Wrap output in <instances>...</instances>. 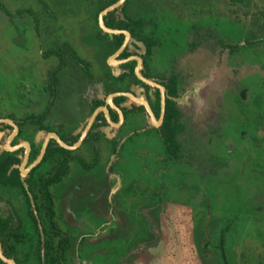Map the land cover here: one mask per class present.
I'll use <instances>...</instances> for the list:
<instances>
[{
  "label": "flooded vegetation",
  "instance_id": "obj_1",
  "mask_svg": "<svg viewBox=\"0 0 264 264\" xmlns=\"http://www.w3.org/2000/svg\"><path fill=\"white\" fill-rule=\"evenodd\" d=\"M25 1H0L11 40L0 62V264H169L172 245L181 262H235L237 247L245 259L264 223L252 208L264 196V89L248 78L230 90L223 71L205 131L199 92L217 62L206 42L227 60L249 56L264 45V9Z\"/></svg>",
  "mask_w": 264,
  "mask_h": 264
},
{
  "label": "rangeland",
  "instance_id": "obj_2",
  "mask_svg": "<svg viewBox=\"0 0 264 264\" xmlns=\"http://www.w3.org/2000/svg\"><path fill=\"white\" fill-rule=\"evenodd\" d=\"M3 5H10L12 6V9L15 10L19 3L21 4H27V1L25 0H0ZM71 1V0H70ZM256 2L254 4H257V9H264V0H255ZM72 4L75 6H80L82 4L81 0H72ZM255 12V10H253ZM243 15V11L240 13V16ZM75 16H79L78 14H75ZM75 17V18H76ZM243 19V17H242ZM15 21V20H14ZM219 23V22H218ZM217 23V24H218ZM220 28H224L223 25L218 24ZM218 26V27H219ZM9 28V26L6 24L5 17L3 13L0 12V62L3 60V54L4 52L8 53L9 48L11 46V40L10 35H6V32ZM227 29V28H226ZM86 35H84L85 38ZM89 39V38H88ZM205 49L210 51L212 53V57H215L217 59V62L214 63L212 66H210L208 72V76L205 77L202 80V85H204L200 92H199V130L205 131L208 127L212 126L215 123L216 117H218V106L222 105V98H220V93L217 96V90L216 86H214L219 79V76L223 73L225 75V79L229 81L230 90L236 89L240 85L239 83L242 82L245 79L253 78L255 85L260 86L262 89H264V45L259 46V49L256 48V50L251 51L249 56L242 54L235 55L230 60H227V53L226 50H223L219 48L216 44V41L213 39L209 40L205 44ZM217 57V58H216ZM211 59V58H210ZM215 59H212L215 61ZM0 74V112L5 113L8 112V105L5 101V90H4V82L6 80V76L3 75L4 71L1 70ZM252 79V80H253ZM200 82V81H199ZM217 85V84H216ZM231 92V91H230ZM249 96V94H248ZM259 101H262L264 99V95L258 96ZM249 101V99H248ZM225 102V101H223ZM16 108H19L16 106ZM220 117V116H219ZM222 120H226L224 118ZM200 134V133H199ZM256 135L259 138H262L264 136V130L259 129ZM208 136H206L207 138ZM211 138V137H209ZM206 140V139H205ZM204 140V141H205ZM231 140L227 141V144H231ZM246 144V143H245ZM245 144L241 145V148L245 147ZM252 159L255 158L256 153L254 150H251ZM201 176H204L205 172L207 171V167L201 169ZM199 202H202L201 196H199ZM252 206L253 209H257L258 207H261L262 214H264V196H259V199L253 203ZM261 233L262 237L260 240L256 239L255 237L250 238L247 246L243 249L245 252L246 260L241 258V252L238 247L233 251L232 258L236 263L239 264H259L262 262L264 264V223L261 225ZM242 251V250H241ZM185 253L183 252V249L172 245L170 247V256H178V260H173V264H236L235 262H231L232 260L227 255L226 260L223 259L222 256L219 255L217 258H213L212 260H208L204 258L203 256H199L198 258H188V261H182V256L184 257ZM185 259V258H183ZM180 261V262H179ZM169 263V264H172Z\"/></svg>",
  "mask_w": 264,
  "mask_h": 264
},
{
  "label": "trees",
  "instance_id": "obj_3",
  "mask_svg": "<svg viewBox=\"0 0 264 264\" xmlns=\"http://www.w3.org/2000/svg\"><path fill=\"white\" fill-rule=\"evenodd\" d=\"M199 217H200V216H199ZM199 223H200V224L202 223L201 219H200ZM200 234H201V231H199V236H200Z\"/></svg>",
  "mask_w": 264,
  "mask_h": 264
},
{
  "label": "water",
  "instance_id": "obj_4",
  "mask_svg": "<svg viewBox=\"0 0 264 264\" xmlns=\"http://www.w3.org/2000/svg\"><path fill=\"white\" fill-rule=\"evenodd\" d=\"M103 15H104V14H103ZM103 15H101V18H102V16H103ZM101 23H102V20H101ZM103 29H105V30H106V28H104V27H103Z\"/></svg>",
  "mask_w": 264,
  "mask_h": 264
}]
</instances>
